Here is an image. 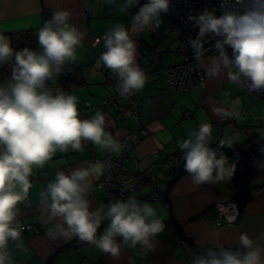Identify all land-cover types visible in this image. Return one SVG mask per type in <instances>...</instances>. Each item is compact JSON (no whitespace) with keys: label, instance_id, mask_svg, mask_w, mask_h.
<instances>
[{"label":"clouds","instance_id":"9594fccd","mask_svg":"<svg viewBox=\"0 0 264 264\" xmlns=\"http://www.w3.org/2000/svg\"><path fill=\"white\" fill-rule=\"evenodd\" d=\"M120 11L138 7L132 16L130 29L117 23L104 37V51L99 57L117 78V91L121 97H130L147 83V75L136 63L137 43L132 34L159 27L161 16L167 13L170 0H108ZM233 10L219 17L215 10L204 9L198 16H189L198 27L197 36L188 44L196 60V68H203L208 79L226 74L232 84L247 83L251 91L264 90V0H235ZM71 13L57 10L51 14L36 39L40 51L24 48L14 51L9 36L0 34V67L10 65L11 77L0 83V264H14L9 249L10 241H19L25 227L19 222L18 205L28 201L34 169H43L57 152H83L88 142L101 150L119 153L122 144L105 130V115L96 111L90 119H82L78 97L57 88L56 77L67 63H74L77 49L84 34L71 24ZM219 39H215V38ZM215 39L210 48L205 43ZM231 49V57L227 49ZM215 55L205 62L206 53ZM213 106L212 112L221 119H234L239 115V100L229 99ZM264 140V129L257 130ZM213 126L201 122L189 138L178 143L183 153L184 170L191 176L193 185L216 184L232 178L235 166L222 152L214 150ZM238 142L236 135L220 141L221 147H232ZM264 152V148H261ZM106 165L100 161L66 174L57 171L44 191L40 192L42 220L51 239L80 242L95 246L103 253L119 258L123 246L152 251L156 238L165 232L164 219L148 202L135 196L127 200L115 199L90 210L87 198L94 180L104 175ZM102 187V185L100 186ZM55 221V223H53ZM107 222L98 235L101 225ZM117 238H122L118 242ZM264 233L253 240L247 233L239 235L236 250L216 246L195 254L191 264H264ZM17 248L21 245L17 244Z\"/></svg>","mask_w":264,"mask_h":264},{"label":"crops","instance_id":"0c3cea01","mask_svg":"<svg viewBox=\"0 0 264 264\" xmlns=\"http://www.w3.org/2000/svg\"><path fill=\"white\" fill-rule=\"evenodd\" d=\"M57 10L71 13L70 22L84 34V39L77 49L78 59L67 63L55 84L50 83V86L53 91L59 88L78 97L82 119L92 118L96 111L102 112L106 118L105 130L119 140L122 148L119 153H111L88 142L83 152H57L43 169H34L28 201L18 205L19 222L32 225L33 229L25 230L19 241L9 242L14 264H191L196 253L188 248L185 240L197 248L223 246L234 250L239 245L241 233H247L253 240L264 233V152L261 151L264 140L259 139L257 131L264 129V113L259 111L261 104L253 105L249 101L254 98L250 94L255 93L245 92L239 84L230 83L226 74L208 79L204 70L205 86L201 91L179 93L171 88L162 71L175 63L176 39L180 31L176 25H170V15L162 14L163 23L159 27L146 29L139 35L132 34L137 43L136 63L148 77L145 87L133 94L139 108L138 119L132 116L129 97H119L116 108H103L101 102L113 92V87L107 82L108 69L98 64L100 55L106 51L104 38L98 43L94 40L106 35L117 23L130 29L131 18L139 9L133 7L126 15L108 0H0V34L10 37L14 51L29 47L32 41H37V32L28 34V31L41 28L46 18ZM32 50L37 51L36 48ZM144 50L152 51V55L143 64ZM213 55L215 52L206 54L205 62ZM11 74L10 65L0 67V83L6 82ZM226 90L231 93L229 99L239 100V115L234 121L224 123L213 114L212 108L222 105ZM85 102L90 106L82 112ZM201 122L212 124L214 139L210 146L222 152L235 169L237 164L228 153L243 148L253 153L257 170L253 185L257 190L238 222L230 227L216 222V206L234 200L229 180L195 186L191 176L181 172L183 153L177 145L189 138ZM141 129L148 133H142ZM128 135L131 136L129 140L123 142ZM232 135L238 137L232 147L219 145V141ZM107 154L124 159L129 171L143 176L134 181L132 196L151 204L164 219L165 232L156 238L152 251L145 252L139 246H123L122 238H117L122 251L119 258H113L77 238L66 241L51 239L46 234L51 225L42 223L46 217L40 192L57 171L68 174L74 169L87 168L92 157ZM98 179L94 180L87 197L90 210L115 200L113 192L96 189ZM172 223L177 225L184 240L178 238ZM106 226L104 222L98 235ZM17 244L21 247L17 248Z\"/></svg>","mask_w":264,"mask_h":264},{"label":"built area","instance_id":"2783aa9c","mask_svg":"<svg viewBox=\"0 0 264 264\" xmlns=\"http://www.w3.org/2000/svg\"><path fill=\"white\" fill-rule=\"evenodd\" d=\"M147 3V0H139L140 6ZM249 0H245V5L239 6L240 11L244 10ZM236 7L235 0H170V7L165 15L171 16L170 25H176L179 28V36L176 39L177 46L175 51V63L173 65L163 68L162 76L175 91L188 92V91H201L205 86V75L202 68H196V60L191 50L188 41L190 38L194 39L198 34V27L194 23L190 22L189 16H198L204 9L209 11L215 10V15L219 17L223 12L233 10ZM51 15L48 16L49 19ZM46 19V20H47ZM45 20V21H46ZM105 35L97 36L94 40L98 43ZM215 39H219L218 37ZM215 39L205 43V49L211 47L215 43ZM214 50H209L206 54L212 53ZM228 54L231 57V49H228ZM152 55V51L144 50L142 61L143 64L148 61L149 56ZM107 82L113 87V92L101 102V107L116 108L118 105V98L121 97L117 91V78L114 73L109 69L107 72ZM245 92H250L247 89V83L239 84ZM257 94L259 97H264V90L251 91ZM132 105V116L138 119L139 108L135 103V99L132 96L129 97ZM89 102H85V107L81 109L84 112L86 107H89ZM238 117V116H237ZM236 117V118H237ZM234 119H221V122L227 123L234 121ZM142 133L147 134L145 129L140 130ZM131 136L125 137L123 142H127ZM88 143L86 144V146ZM219 145L220 141H219ZM100 161L106 165L104 175L100 176L95 183L96 189L113 192L114 197L126 200L129 196L133 195L134 186L133 183L136 180L142 179L141 174L137 175L129 171L124 165V159L116 158L111 154L104 155L102 157H92L89 164ZM183 173H186L184 167H182ZM102 185V187H100ZM217 217L216 222L223 226H233L238 222L239 213L235 204V201H230L225 204H218L216 206ZM25 230H32V225H23Z\"/></svg>","mask_w":264,"mask_h":264},{"label":"trees","instance_id":"16d2710c","mask_svg":"<svg viewBox=\"0 0 264 264\" xmlns=\"http://www.w3.org/2000/svg\"><path fill=\"white\" fill-rule=\"evenodd\" d=\"M38 30L39 29H36L35 31H28V34L33 32L34 33L38 32ZM28 46L29 47L25 46L23 48H20V50L24 48H29V49L36 48L37 51H40L37 41L35 42L32 41V43H30V45ZM228 156L233 160H235L237 164L234 174L232 178L229 180V182L240 219L246 206L250 203L254 192L257 190V188L253 185V182L257 177V170L253 162V153H251V151H249L248 149L243 148L240 150H234L228 153ZM219 183H223V182H219ZM111 194L114 197L115 194L114 193ZM115 199H117V197ZM172 226L175 228L178 238L184 240V237L181 234L177 225L172 223ZM185 242L187 243L188 248H190V250H192L196 254L202 253L205 249L203 247L197 248L187 240H185Z\"/></svg>","mask_w":264,"mask_h":264},{"label":"rangeland","instance_id":"374dc122","mask_svg":"<svg viewBox=\"0 0 264 264\" xmlns=\"http://www.w3.org/2000/svg\"><path fill=\"white\" fill-rule=\"evenodd\" d=\"M228 51V49H227ZM251 96H254V98H249V101L253 104V105H258L261 104L259 111L263 114L264 113V97H259L255 94H250ZM264 115V114H263Z\"/></svg>","mask_w":264,"mask_h":264}]
</instances>
